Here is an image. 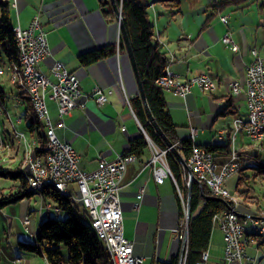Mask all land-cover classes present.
Here are the masks:
<instances>
[{
  "label": "crops",
  "instance_id": "crops-1",
  "mask_svg": "<svg viewBox=\"0 0 264 264\" xmlns=\"http://www.w3.org/2000/svg\"><path fill=\"white\" fill-rule=\"evenodd\" d=\"M220 1L223 0H150L147 11L153 25L154 41L165 53L166 65L175 79L185 81L206 73L215 82L213 90L194 86L187 95L162 89L164 109L175 126L176 136L185 138L191 128H196L195 144L203 147L212 144L227 146L225 153H215L216 163L228 160L231 150H234L247 164L252 162L254 148L261 152L260 148L242 132H238L233 140L231 128L233 118L246 111L245 77L247 65L252 60L250 49L256 48L260 55H264V0H240L238 4L215 6ZM12 4V25L25 28L36 14L41 19L50 46V54L40 61L44 72L50 74L52 64L61 60L76 75L82 92L87 93L94 88L112 91L104 103L87 98L83 108L71 109L62 117L64 126L61 127L56 126L59 117L55 103L47 102L55 132L60 139L72 144L78 155V166L91 171L100 158L113 161L128 153L135 139L144 137L145 147L126 163L121 180L119 204L123 234L131 241L134 254L143 257V264L165 263L174 256L178 257L182 239L179 231L174 229H182L183 226L181 211L184 197L170 177L159 183L152 167L144 168L152 156L153 146L157 145L145 137L144 128L130 103L133 96L139 95L138 85L126 47L120 49L119 46L120 32L113 10L101 11L98 0H13ZM221 16H225L226 20L222 21ZM225 34L237 45L236 51L222 42ZM111 44L115 45V49L110 55L88 65L80 63V53ZM262 58L264 63V56ZM4 79L0 81V87L6 94L4 85L8 84V96L14 100L18 97L17 88L6 77ZM235 80L241 84L239 95L230 92L229 84ZM20 98L21 102L15 105L23 109L18 124L32 112L31 105V109L28 108V100L22 95ZM25 128L22 133L27 140L35 141V135L27 130L26 120ZM220 132L223 134L219 135ZM14 140L12 132L3 123L0 128V165L9 166L3 163L8 164L6 157L11 156L10 147L15 149L13 155L16 162H23V145L13 146ZM25 169L28 170V166ZM68 188L76 189L74 184ZM39 196L37 219L30 218L27 211H20V220L28 234L22 232L21 236L25 237L17 239V244L19 240H35L38 224L47 218H43L44 204L54 203L49 197ZM236 199L239 209L254 212L253 204L244 202L239 196ZM21 202L26 205L25 201ZM69 203L75 207L72 200ZM45 209L49 214L50 209ZM25 216L29 219L28 223L23 222ZM215 226L207 248L208 264L221 262L223 258L222 234ZM261 244L257 243L256 249ZM17 256L23 264H48L41 255L19 251L18 245L9 253L0 247V264H11Z\"/></svg>",
  "mask_w": 264,
  "mask_h": 264
},
{
  "label": "built area",
  "instance_id": "built-area-1",
  "mask_svg": "<svg viewBox=\"0 0 264 264\" xmlns=\"http://www.w3.org/2000/svg\"><path fill=\"white\" fill-rule=\"evenodd\" d=\"M38 16V14L34 15L29 26L21 29L22 54L30 71V81L35 86L36 92L41 98V105L46 109L50 118L57 161L54 178H45L41 160L38 156H32L31 148L29 165L33 185L37 187L45 180H59L60 185L66 189L67 193H73L74 189L70 190L68 186L74 184L79 200L83 202L84 208L92 211V220L101 226V231L110 241V247L118 257L120 264H142V257L133 254L132 243L123 236L122 212L118 200L119 182L124 174L125 162L133 156H123L113 161L100 159L95 170L86 171L78 166V155L72 144L57 136L55 125L49 114L48 101L55 103L59 117L56 126L61 127L64 126L63 115L72 108H83L87 98H94L97 102L103 103L106 101L107 95L100 88L87 93L82 92L75 74L70 72L61 61H56L52 66L50 70L52 77L40 69L39 61L49 54L50 49ZM221 20L225 21L226 17L221 16ZM221 40L224 44L231 46L234 51L238 49L228 34H225ZM250 53L252 60L247 65L245 77L246 111L243 115L236 117L233 140L237 132H243L256 144V138H264V63L257 49ZM157 83L161 87L174 88L176 92L184 95L189 93L194 86L210 90V84L215 82L206 73L190 77L185 81H178L174 78L173 72L167 69L157 80ZM229 88L233 95H239L241 92V84L237 80L230 82ZM107 93H111V90H108ZM221 134L222 132L219 133V135ZM19 136L20 141L26 139L24 133H19ZM188 161L195 180L201 185L209 184L208 187L212 194L217 196H228L230 191L222 185L212 187L210 181H226L233 176V167H242V162L236 159L235 152L232 153L230 159L217 165L218 163L213 160L211 152L194 148ZM159 172L161 170H158ZM162 174L165 175L164 172ZM162 174L160 173L157 177L159 183L162 182ZM232 202L234 205L232 209L220 217V227L224 230L222 231L226 243L224 262L226 264H255L254 259L246 253V247L252 240V238L246 237V227L261 226L264 229V219H253L249 214H245L244 218L240 219L235 211V200ZM44 205L47 209L53 208L55 211H59V208L52 202H47ZM28 221V217L25 216L23 222L28 223ZM207 261L208 254L203 252L202 258L197 264H207ZM11 264L22 263L12 259Z\"/></svg>",
  "mask_w": 264,
  "mask_h": 264
},
{
  "label": "trees",
  "instance_id": "trees-1",
  "mask_svg": "<svg viewBox=\"0 0 264 264\" xmlns=\"http://www.w3.org/2000/svg\"><path fill=\"white\" fill-rule=\"evenodd\" d=\"M239 1L223 0L215 6L221 4H238ZM116 2L121 8L125 30L133 50L139 77L153 117L163 133L171 142L177 143L180 152L184 158H187L191 151V142L188 139H179L176 136L175 126L169 114L164 109L165 99L163 90L154 83L155 78L163 73L167 64V58L153 38V25L147 11L150 0H116ZM106 16H109V14H106ZM119 46L120 49H125L121 36ZM114 49V44L90 49L79 54V61L83 65L91 64L110 55L114 52ZM17 56L16 38L11 23V2L10 0H0V59L6 63H11L17 59ZM16 94L20 96L19 93ZM130 103L139 122L144 126V129L154 144L165 148L164 140L148 120L141 97L136 94L130 99ZM28 108L31 109L30 104H28ZM32 113L33 111L25 117V120L27 121V130L37 138V146L34 149V154H44L46 152L44 129L34 113ZM145 145L146 141L144 137L137 138L132 142L131 150L128 153L134 155L140 152ZM205 147L213 156H215L216 152L225 153L227 151V146L222 144H212ZM254 149L255 152L251 155L252 162L244 164L240 168L236 186L232 192L241 197L244 202H249V204H253L258 209H261V203H264V197L250 195L249 190L251 186L249 187V175L245 172L250 167L254 170L251 176L264 172V160H261L262 152H258L256 148ZM167 162L178 187L182 191L184 199L187 198L188 189H190L189 207L191 217L188 224L189 237L185 264H196L201 252L208 248L213 229L212 216L223 211L225 204L214 198L205 200L202 194H209V191L204 184L201 187L197 182L193 181L188 187L185 184L187 177L185 171L170 152L167 154ZM0 176L17 180L15 185L8 188L7 195L5 193L2 194L1 190L5 189L3 187L0 188V208L8 203L16 202L33 194L32 191L34 190L31 191L29 189L26 174L20 171L18 167L13 169L0 165ZM242 184H245V187L239 188ZM43 193L44 197H49L61 205L62 210L65 211V216H49L43 219L37 226L35 240L33 242L18 241L19 251L44 256L48 264H111L107 250L91 229L88 214L84 211L81 216L78 211H75L70 206L67 196H59L56 190L44 189ZM261 200L263 202L260 203ZM181 217H183V209L181 211ZM261 242L264 243V240H260L259 244ZM61 245L67 247L68 253L66 258L63 257L60 251ZM162 264H178V257L174 256L169 262Z\"/></svg>",
  "mask_w": 264,
  "mask_h": 264
},
{
  "label": "rangeland",
  "instance_id": "rangeland-1",
  "mask_svg": "<svg viewBox=\"0 0 264 264\" xmlns=\"http://www.w3.org/2000/svg\"><path fill=\"white\" fill-rule=\"evenodd\" d=\"M99 1V5H100V7H102L103 6V0H98ZM10 2H11V6L13 5L12 3H13V0H10ZM106 6L109 8V6H110V4L109 3H107L106 4ZM119 6V5H118ZM120 7V6H119ZM12 8V10H13V7H11ZM110 10H112L111 9V7L109 8ZM121 9V8H120ZM12 10H11V12H12ZM110 12H112V11H110ZM115 14V13H114ZM13 15H14V13H13ZM12 17V16H11ZM39 17V16H38ZM32 20V19H31ZM31 22V21H30ZM40 22H41V19H40ZM30 24V23H29ZM29 26V25H28ZM27 26V27H28ZM41 26H42V28L44 29V27H43V24H42V22H41ZM16 27H19V26H14L13 25V32H14V34H15V30H14V28H16ZM27 27H25V28H27ZM20 28V27H19ZM25 28H20V29H25ZM44 31H45V33H46V36H47V32H46V30L44 29ZM121 36V35H120ZM15 38H16V34H15ZM47 41H48V37H47ZM16 44H17V41H16ZM48 45H49V41H48ZM125 46V45H124ZM49 49H50V46H49ZM17 50H18V46H17ZM49 54H50V52H49ZM49 54H47V55H49ZM46 55V56H47ZM262 56L261 57H263L264 55L263 54H261ZM46 56H44L43 58H45ZM18 57H19V50H18V56H17V59L15 60V61H12L11 63H6V62H4V61H2V59H0V68H3L4 69V74H0V81H5V77L8 79V81H9V83H11L13 86H15L17 89V93H19L20 94V96L22 95L24 98H26L27 100H29L28 99V97H26V96H24L23 94H22V92L19 90V88H18V86L17 85H15V84H13L11 81H10V72H9V70H8V68L10 67V66H12V64L13 63H16L17 61H18ZM42 58V59H43ZM41 59V60H42ZM40 60V61H41ZM40 61H39V67H40ZM59 61V60H58ZM61 61V60H60ZM56 62V61H55ZM55 62L52 64V66L55 64ZM62 62V61H61ZM63 63V62H62ZM64 65V64H63ZM52 66L50 67V70H51V68H52ZM65 66V65H64ZM66 67V66H65ZM67 68V67H66ZM41 69V68H40ZM68 69V68H67ZM168 69V67H167V65H166V67L164 68V70H163V73L161 74V75H163L164 73H165V71ZM42 70V69H41ZM69 70V69H68ZM43 71V70H42ZM70 72H72L71 70H69ZM44 72V71H43ZM44 73H46V72H44ZM73 73V72H72ZM46 74H48V73H46ZM50 77H52V75L51 74H48ZM161 75H159L157 78H155V80H154V83H155V85L157 86V87H159V88H161V89H171V90H173V91H175V89L174 88H171V87H167V88H165V87H161L160 86V84H158L157 83V80L161 77ZM174 75V74H173ZM76 76V75H75ZM3 77V78H2ZM175 78V77H174ZM79 81V80H78ZM80 85V84H79ZM4 88H5V91H6V94L4 93V91L2 90V88L0 87V128H1V126H2V124L4 123L8 128H9V131L10 132H14V128L17 130V131H20V132H25L26 131V128H25V120H20V123L18 124V119H19V117H20V115H23L22 113H23V109L21 108V107H16L15 105H18V104H16V102H17V100L19 101V102H21V98H20V96H18L17 98H15L14 100H13V97H10V96H8L9 95V93H8V91H9V86H8V84H5L4 85ZM200 88V87H199ZM94 89H97V88H94ZM93 89V90H94ZM101 89V88H100ZM202 89V88H201ZM93 90H91V91H93ZM105 93H106V95H107V97H108V95H110L111 93H112V91H111V93H107V91L108 90H104V89H102ZM202 90H204V89H202ZM90 91V92H91ZM192 91V90H191ZM190 91V92H191ZM206 91H210V90H206ZM176 92V91H175ZM189 92V93H190ZM176 93H178V92H176ZM178 94H180V93H178ZM188 93H186V94H184V95H187ZM140 95V94H139ZM180 95H183V94H180ZM145 98H146V96H145ZM91 99H93V100H95L94 98H91ZM107 100V99H106ZM147 100V99H146ZM29 102V101H28ZM95 102H97L96 100H95ZM105 102V101H104ZM103 102V103H104ZM30 103V102H29ZM97 103H99V102H97ZM142 103H143V101H142ZM100 104V103H99ZM31 105V104H30ZM143 106H144V104H143ZM57 108V107H56ZM75 108V107H74ZM73 109V108H72ZM145 109V108H144ZM33 110V109H32ZM151 111V110H150ZM4 113H7L8 115L6 116V115H3ZM152 113V112H151ZM35 115V114H34ZM153 115V114H152ZM36 116V115H35ZM64 116V115H63ZM148 116V115H147ZM239 116V115H238ZM237 117V116H236ZM236 117H234L233 118V121H234V119L236 118ZM37 118V117H36ZM38 119V118H37ZM39 120V119H38ZM233 121H232V127H233ZM39 122H40V124L43 126V124L41 123V121L39 120ZM15 125V126H14ZM142 125V124H141ZM154 127V126H153ZM143 128H144V126H143ZM43 129H44V126H43ZM155 129V128H154ZM232 129V128H231ZM144 133H145V137L147 138V140L150 142L151 141V139H150V137L148 136V134L146 133V130L144 129ZM156 131V130H155ZM196 131H197V129L196 128H191L190 129V133L185 137V138H182V139H188V140H190V142H191V151H190V153H189V155H188V157L187 158H184V156L182 155V153L180 152V150H179V146L177 145V143H173V142H171L173 145H174V147L177 149V151H178V153L181 155V157H183V159H184V161H185V163H186V166L189 168V170H191L190 169V167H189V164H188V159H189V156L191 155V153H192V151H193V149L194 148H197V149H205L206 151H208V152H210L209 150H207V148L206 147H203V146H199V145H197V144H195V142H194V136H195V133H196ZM238 133V132H237ZM236 133V134H237ZM243 133V132H242ZM235 134V135H236ZM165 135V134H164ZM166 136V135H165ZM167 137V136H166ZM248 137V136H247ZM25 138H26V135H25ZM232 138V137H231ZM235 138V137H234ZM249 138V137H248ZM15 140H14V142H15V144L13 145V146H18V144H22L23 145V148H24V154H25V144L23 143V142H20V141H18L16 138H14ZM167 139L169 140V138L167 137ZM179 139H181V138H179ZM26 141L28 142V140H27V138H26ZM169 141H171V140H169ZM251 141V140H250ZM252 142V141H251ZM35 143H36V145L34 146V148L32 149V156H38V155H44V154H34V149H35V147L37 146V138H36V136H35ZM164 143H165V141H164ZM152 144V143H151ZM165 145H166V147L165 148H161V147H159V146H153V144H152V146H153V152H152V156H151V158L145 163V166H144V168H148V167H152V171H153V174H154V176H155V179H156V181L157 182H159L158 180H157V177H158V175H160V173L162 174L163 172L165 173V175H163V179L165 178V177H170L171 178V180L174 182V184L177 186V188H178V191H179V187H178V184H177V182H176V180H175V178L173 177V174H172V172H171V170H170V168H169V165H168V162H167V154H168V152H170V153H172L171 152V148L170 147H168L167 146V144L165 143ZM10 145H9V143H8V147H9ZM254 147V146H253ZM10 149V154H11V156H9V157H6V159H8V164H6V163H3V164H5V165H9V166H7L8 168H13V169H15L16 167H18L19 168V170L20 171H23L25 174H26V177H27V175H28V172H29V167H28V170H26L25 169V166H28V164H25L24 163V156L21 158L22 159V163H19L18 164V162H20L21 160H19V161H17L16 162V160L14 159V155H13V151L15 150L14 148H9ZM5 150V149H4ZM7 150V149H6ZM8 151V150H7ZM259 151H261L260 149H259ZM3 152V151H2ZM234 152V150L232 151L231 150V153H230V157H229V159L231 158V155H232V153ZM173 154V153H172ZM236 154V153H235ZM174 155V154H173ZM264 154H261V160H264V156H263ZM123 156H133V157H131L129 160H127L126 162H125V165H126V163L128 162V161H130V160H133L134 159V155L133 154H130V153H126V154H124ZM123 156H121V157H123ZM174 157H175V155H174ZM176 158V157H175ZM100 159H104V158H100ZM99 159V160H100ZM236 159L237 160H239V161H241L242 162V167L244 166L243 164V157H241V156H238L237 154H236ZM99 160H98V162H99ZM176 160H177V158H176ZM178 161V160H177ZM179 162V161H178ZM223 162H221V163H218L217 165H220V164H222ZM21 164V165H20ZM158 164V165H157ZM179 164L181 165V167H182V169L185 171V174L187 175V177H186V185L188 186V183H189V179H188V171H187V169L185 168V166L183 165V164H181L180 162H179ZM216 165V166H217ZM97 166H98V163H97ZM97 166H96V168H97ZM95 168V169H96ZM82 169V168H81ZM95 169H93V170H95ZM84 170V169H83ZM93 170H91V171H93ZM158 170H161V172H159L158 173ZM247 171H246V174L247 175H249V187L251 186V189L249 190L250 191V195H259V196H263L264 197V172L263 173H258L257 175H255V176H251L252 174H253V172H254V170H252V169H246ZM124 172H125V170H124ZM191 172H192V170H191ZM124 175V174H123ZM238 176H239V172H237L236 174H234L233 176H231V177H229L228 179H226V184H227V186H226V188H227V190L228 191H232L233 190V188H234V186H235V184H236V180H237V178H238ZM163 179H162V182H163ZM27 180H28V178H27ZM122 180V179H121ZM17 180H14V179H12V178H10V177H1L0 176V188H4L5 190H1V193L2 194H4L5 193V195H7L8 194V188L10 187V186H12V185H15V183H17L16 182ZM162 182H160V183H162ZM197 182V181H196ZM198 183V182H197ZM199 184V183H198ZM28 185H29V182H28ZM7 187V188H5V187ZM199 186H201L202 187V185L201 184H199ZM207 188H208V191H209V194H204V195H206V196H211V197H217V198H219V199H217V200H220V201H222L224 204H225V209L223 210V211H221L220 213H217V214H214L213 216H212V221H213V226L216 224L217 226H218V228L220 229V231H221V234H222V239H223V258H222V261L221 262H215V264H226L225 262H224V248H225V246H226V243L224 242V234H223V228L221 229V227H220V225H221V223H220V217H222L223 216V214L226 212L227 213V211H229L230 209H232V207L234 206L233 205V200H235L237 203H236V206H235V211H237L236 212V214H237V216L240 218V219H243L244 218V216H245V214H249L253 219H258V220H263L264 219V203H261V209H258L257 207H255V205H251L252 207H250V206H248L249 208H252V209H254V212L253 211H245V210H242V209H239V205H238V201H237V199H236V196H238V195H236L235 193H230L228 196H222V195H214V194H212V192H211V190H210V188L208 187V186H206ZM245 187V184H242V185H240L239 186V188H244ZM120 188H121V181L119 182V190H118V200H119V191H120ZM7 189V190H6ZM30 189V188H29ZM44 189H46V190H55V189H50V188H44ZM44 189H42L41 191H32L33 192V195H31V196H29V197H24L23 199H21V200H18V201H16V202H12V203H8V204H6L5 206H3L2 208H0V235H1V250L2 251H5V252H12L13 250H15L16 249V247H17V239H19V238H23V237H25V236H21V233L22 232H25L24 231V229H25V225L21 222V220H20V217H21V215H20V211L22 212V211H27V213H28V216H30V218H38V213H39V207H40V201H41V199H40V196H39V194L41 195V196H43L44 195V193H43V191H44ZM57 191V190H56ZM58 192V191H57ZM73 193H74V197L72 198V199H70V198H68L69 199V201L70 200H72V204L77 208V210H76V208L75 207H73L70 203V206L75 210V211H78V213L82 216L83 215V212L85 211L87 214H88V212L84 209V207H83V205H82V203H81V201L79 200V198H78V193H77V190L75 189V190H73ZM58 194H59V196H63V195H61L59 192H58ZM188 195H187V198L186 199H184L183 198V207H182V209H183V217H182V229H174V231L176 232V231H179V235H180V237H181V239L183 240V238H184V236L186 235V244H185V251H184V254H183V260H182V263L181 264H185V259H186V255H187V247H188V237H189V232H188V224H189V221H188V223H187V221H186V209H187V200H188V196H189V200H190V191H188V193H187ZM235 196H234V195ZM202 196H203V194H202ZM204 198V197H203ZM205 200H206V198H204ZM53 200V199H52ZM21 201H25V204L26 205H28L27 206V208H26V205L25 206H23L22 205V202ZM120 201V200H119ZM53 204L54 205H56L58 208H59V211H55L53 208H51L50 209V213L49 214H47L46 213V209L44 208V217L43 218H45V217H48L49 215H51V216H54V217H64L65 216V211L64 210H62V207H61V205L58 203V202H56V201H54L53 200ZM119 207H120V205H119ZM25 208V209H24ZM121 209V208H120ZM189 210H190V207H189ZM259 211V212H258ZM88 216L90 217V215L88 214ZM190 217H191V212H190ZM190 220V219H189ZM23 224V225H22ZM90 226H91V229H92V231L96 234V232L94 231V229H93V227H92V225H91V217H90ZM217 226H215V228L216 229H218L217 228ZM121 228H122V218H121ZM223 230V231H222ZM26 233V232H25ZM122 233H123V228H122ZM26 234H28V233H26ZM96 236H97V234H96ZM123 236H124V234H123ZM125 237V236H124ZM246 237L248 238V239H250V238H252V240H250L249 241V244H248V246L246 247V253H247V255L249 256V257H251L252 259H254V262H255V264H264V243H262L261 244V246L259 247V248H257L256 249V247H255V245L258 243L259 244V242H260V240H264V234H260V233H254V232H246ZM28 237H26L25 239H27ZM97 238H98V236H97ZM126 238V237H125ZM127 239V238H126ZM98 240L101 242V244H103L104 245V247H105V249L107 250V246H106V244L102 241V240H100L99 238H98ZM129 240V239H128ZM27 241H31V242H33L34 240H27ZM130 241V240H129ZM131 242V241H130ZM252 244V245H251ZM250 245V246H249ZM250 247V248H249ZM132 249H133V246H132ZM60 251H61V253L63 254V257H65L66 258V256H67V253H68V250H67V247L65 246V245H61L60 246ZM203 252H207V254H208V256H209V253H208V251H207V249H205V250H203L202 252H201V254H200V257H199V260L196 262V264L201 260V258H202V254H203ZM107 253H108V250H107ZM133 254H134V252H133ZM180 254V253H179ZM135 255H137V254H135ZM109 256V255H108ZM137 256H139V255H137ZM44 257V256H43ZM140 257H142V256H140ZM15 258V257H14ZM46 259V258H45ZM142 259H143V257H142ZM110 260V259H109ZM256 260L258 261L257 263H256ZM47 261V260H46ZM23 262V261H22ZM142 264H143V261H142ZM158 264H162V262H160V263H158ZM178 264H179V256H178Z\"/></svg>",
  "mask_w": 264,
  "mask_h": 264
},
{
  "label": "bare ground",
  "instance_id": "bare-ground-1",
  "mask_svg": "<svg viewBox=\"0 0 264 264\" xmlns=\"http://www.w3.org/2000/svg\"><path fill=\"white\" fill-rule=\"evenodd\" d=\"M14 30H15L16 41H17V46L19 50V57H18V61L16 63H13L12 66L8 68L10 72V81L13 84L18 86L19 90L22 92L24 96L28 97L31 107L33 109L32 110L33 113L36 115V117L41 121V123L44 126V134H45V139H46V153L44 155H38V158L41 160V165H42V168L44 169L45 178H54V175L56 174L57 152L54 148L52 129L50 126V118H49V115L46 109L41 105V98L38 92H36L35 86L30 81V71L26 63L25 57L22 54L21 29L19 27H16L14 28ZM255 50L256 48H251L250 52H254ZM0 72L1 74H4L5 71L3 68H0ZM214 88H215V83H211L210 90H213ZM16 104H18V100ZM234 125H236V118L233 121V127H232V133H231L232 139H233ZM19 133H22V132H19L14 128V132L12 134L14 138H16L18 141H20ZM20 142H23L25 144L24 163L28 164V167H29V172L27 175L28 182H29V188L34 191L35 190L41 191L45 187L46 188L48 187L50 189H55L61 195H65L68 198L72 199L74 197V193H67L66 189L60 185L59 180H45V182L40 183L37 187L33 185V181L30 176L29 158H30V149L31 148L33 149L36 143L35 141L27 142L26 139H22V141ZM256 145L260 148L262 154H264V138H256ZM213 160L215 161L214 156H213ZM239 170H240V167H233V175L239 172ZM193 181L196 182L195 177ZM222 181L223 180L210 181V184L212 187H218L222 185V187L226 188L227 186L226 181H223V182ZM205 186H210V185L206 184ZM81 203L83 205L82 201ZM235 203L237 202L235 201ZM84 209L88 212V214L91 217V225L94 231L96 232L98 238L102 240L107 246L108 255H109L111 264H120L118 257L116 256L115 253H113V250L110 247V241L105 237L104 233L101 231V226L99 225L98 222H95L94 220H92V211H88V208H84ZM246 232H254V233L256 232V233L264 234V229H262L261 226H249V227H246ZM13 259L16 261H20V263L23 264L22 259L19 256ZM208 263H209V256H208L207 264Z\"/></svg>",
  "mask_w": 264,
  "mask_h": 264
},
{
  "label": "water",
  "instance_id": "water-1",
  "mask_svg": "<svg viewBox=\"0 0 264 264\" xmlns=\"http://www.w3.org/2000/svg\"><path fill=\"white\" fill-rule=\"evenodd\" d=\"M107 3L110 4L111 9L115 13V16H116V19H117V22H118V29H119L120 35H121V37L123 39L124 45L126 47V52H127L128 57H129L130 64H131V67H132V70H133V74H134L135 80H136L137 85H138V91H139L140 97H141V99L143 101L144 108H145V111H146V113L148 115V118H149L151 124L154 126L155 130L157 131V133L162 137V139L165 141L167 146L171 148V152L175 155L177 160L181 164H183L185 166V168L187 169V171H188V179H189L188 186H190V184L194 180L193 173L186 166V163H185L183 157H181V155L178 153L177 149L174 147V145L171 143V141H169L167 139V137L164 135L163 131L161 130V128L157 124V122H156L155 118L153 117V115H152V113L150 111V108L148 106L147 100L145 98V93H144V89H143V86H142V82H141V79L139 77V73H138V70H137V66H136L133 50L131 48V44H130L129 38H128L127 32L125 30V26H124V22H123V19H122V14H121V9L118 6L116 0H103V6L100 8L101 11H103V12H108L109 11V8L106 6ZM189 191H190V189H189ZM203 197L206 198V199H209V198L219 199L217 197L206 196L204 194H203ZM189 219H190V210H189V196H188L187 209H186V221H187V223H188ZM185 242H186V235L184 236V238L182 240V246H181V250H180V254H179V264H181L182 260H183V254H184V251H185V244H186Z\"/></svg>",
  "mask_w": 264,
  "mask_h": 264
}]
</instances>
